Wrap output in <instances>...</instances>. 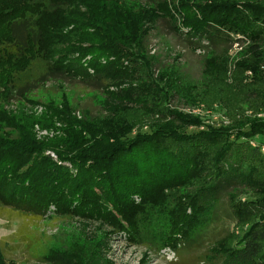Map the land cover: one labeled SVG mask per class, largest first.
Returning <instances> with one entry per match:
<instances>
[{
	"label": "trees",
	"instance_id": "16d2710c",
	"mask_svg": "<svg viewBox=\"0 0 264 264\" xmlns=\"http://www.w3.org/2000/svg\"><path fill=\"white\" fill-rule=\"evenodd\" d=\"M159 21L204 51L203 84L173 66L155 69L145 46ZM235 44L246 45L244 57L228 74L223 58ZM38 61L32 90L45 76L73 82L92 89L100 112L51 101L43 129L58 123L59 134L37 139L30 121L3 106L31 101L23 76ZM263 62L264 0H0V205L28 224L79 218L157 252L206 242L213 264H264V120L255 117L264 111ZM247 86L256 105L225 106L228 92ZM175 97L218 103L229 125L200 131L197 117L171 106ZM16 235L31 238L25 225ZM96 242L75 239L39 259L112 264Z\"/></svg>",
	"mask_w": 264,
	"mask_h": 264
},
{
	"label": "rangeland",
	"instance_id": "374dc122",
	"mask_svg": "<svg viewBox=\"0 0 264 264\" xmlns=\"http://www.w3.org/2000/svg\"><path fill=\"white\" fill-rule=\"evenodd\" d=\"M128 3L133 7L135 6L134 2ZM141 8L144 7L141 6ZM239 45L235 44L223 58L227 63L228 74L234 71L238 61L244 57L243 52L246 45L237 47ZM145 48L149 56H153L157 61L155 69L162 66H166V68L173 66L179 72L182 71L181 73L186 80L196 82L199 85L204 83V71L207 62V59H204V51L190 45L184 35L175 31L172 23L159 21L156 28L148 34ZM259 69L264 71V62ZM42 72V64L38 61L32 63L31 68L23 76L24 81L28 80V90H31L30 102H25L26 104H23L22 101L17 104L13 102L12 106H3L5 112L17 115L25 120L26 124H29L30 121L32 123L31 131L37 139L51 138L59 134L60 126L58 123L50 129H43L48 123L45 117L48 115L46 110L51 109L49 106L51 101L60 104L63 99L65 102H71L75 99L80 111H89L91 116L100 112L99 108L92 104L93 99L96 101L99 99L90 93L92 89L86 90L82 86L77 87L73 82L55 81L45 76L46 81L43 84L38 83L40 86H38V90H32V87L40 80L39 76ZM246 75L248 79L245 82L248 84L254 82L252 72H246ZM247 89L246 91L234 89L228 92L224 99L225 106L233 108L241 100L249 105H256V101L248 93L252 88L247 86ZM171 106L184 114H192V116L197 117L202 126L199 128L200 131L207 130V126L229 125V120L225 115L226 110L218 106V103L212 104L210 108L203 105L196 107L186 105L182 98L175 97ZM247 114L251 115L250 111ZM76 117L80 118L81 116L77 113ZM255 117L264 120V111L259 112ZM191 129L190 127L188 130ZM142 130L148 131L146 128ZM261 140L260 151L264 152V137ZM257 142L256 140L250 141V146H257L259 143ZM246 198L248 196L242 199ZM0 215V245L5 256V264L9 261L13 264H44L39 259L41 252L50 251L51 253L80 238H84L85 241L89 239L93 242L98 241L96 243L100 247L99 250L112 264H213L207 255L210 244L206 242L194 251L181 249L175 253L170 249H163L157 252L149 245H130L102 225L90 220L83 221L79 218L65 220L66 218L62 219L50 215L28 224L24 217L1 205ZM24 225L27 226V233L31 237L28 240H22L16 235ZM233 226L227 223V229H232ZM243 227L246 229L247 226ZM236 231V233H240L239 229Z\"/></svg>",
	"mask_w": 264,
	"mask_h": 264
}]
</instances>
